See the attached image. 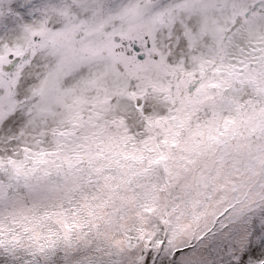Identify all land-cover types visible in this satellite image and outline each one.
Here are the masks:
<instances>
[{
  "label": "snow or ice",
  "instance_id": "1",
  "mask_svg": "<svg viewBox=\"0 0 264 264\" xmlns=\"http://www.w3.org/2000/svg\"><path fill=\"white\" fill-rule=\"evenodd\" d=\"M0 264H264V0H0Z\"/></svg>",
  "mask_w": 264,
  "mask_h": 264
}]
</instances>
